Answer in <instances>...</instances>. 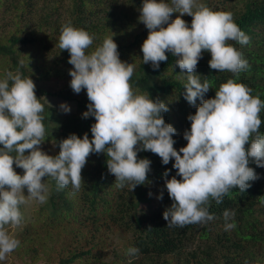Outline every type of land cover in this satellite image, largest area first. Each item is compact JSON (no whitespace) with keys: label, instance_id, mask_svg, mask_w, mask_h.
<instances>
[{"label":"clouds","instance_id":"obj_1","mask_svg":"<svg viewBox=\"0 0 264 264\" xmlns=\"http://www.w3.org/2000/svg\"><path fill=\"white\" fill-rule=\"evenodd\" d=\"M139 13L138 22L148 30L140 47L142 63L156 70L170 53L187 79L181 93L184 100L195 105L200 99L195 113L187 116L186 145L178 151L174 148L176 129L162 115L169 111L168 105L134 92L130 84L134 66L119 58L114 34L89 52L93 36L63 25L58 47L69 53L70 88L76 94L86 92L89 103L82 117L95 120L91 139L87 133L82 138L70 134L58 142V154H47L41 149L46 140L44 105L35 94L33 80L22 78L19 69L6 71L0 78V261L20 245L8 230L22 223L20 206L47 202L50 190L45 178L55 181L57 191L70 187V195L78 193L84 183L82 169L93 153L106 155L116 187L127 186L130 192L150 183L151 161L138 158V152L150 151L163 165L173 161L175 176L167 178V169L163 173L164 188L172 201L163 212L168 227L207 224L216 219L209 212L212 202L222 203L232 189L245 192L249 182L259 178L249 164L264 168V134L260 132L264 101L237 82L250 65L229 43L247 45L250 37L234 22L231 12L214 11L198 0H142ZM173 13H178L175 19L170 18ZM184 15L192 18L190 24L181 18ZM204 52L210 54V69L230 72L235 78L222 83L214 98L208 99L204 94L211 89L209 82L202 83L195 74ZM59 108L70 112L66 103ZM157 199H163V191ZM260 202L264 205V196ZM234 215L223 211L225 231L235 228L229 223ZM138 254V248L128 249V255Z\"/></svg>","mask_w":264,"mask_h":264},{"label":"trees","instance_id":"obj_2","mask_svg":"<svg viewBox=\"0 0 264 264\" xmlns=\"http://www.w3.org/2000/svg\"><path fill=\"white\" fill-rule=\"evenodd\" d=\"M57 2L0 0V78L6 71L15 73L19 69L22 78L58 81L61 86L53 95L74 105L71 112L60 115L42 103L45 92L35 88L37 98L44 105L45 141H52L55 146L50 155L58 154V142L70 134L82 138L87 133L91 139L90 127L95 122L93 117H82L89 103L86 92L76 94L69 85L72 68L68 63L69 53L58 47L61 27L66 24L93 36L89 52L106 36L114 34L119 58L134 66L130 80L134 92L149 94L150 98L168 105L169 111L162 115L176 129L174 148L178 151L185 146L183 133L190 128L187 116L195 113L200 99L195 105L184 100L181 93L187 79L180 74L176 58L170 53H166L168 61L161 62L156 70L142 63L140 47L148 30L138 22L140 13L134 9L119 12L114 0H71L68 18L60 24L52 19L50 5L56 7ZM125 2L131 8H140L142 4V0ZM199 3L214 11L231 12L234 22L250 37L247 45L229 41L250 65L240 73L237 82L252 89L251 95L264 101V0H199ZM177 15L173 13L170 18ZM181 18L189 24L192 19L187 15ZM210 58L204 52L195 69L201 82L206 79L210 84L204 99L214 98L222 83L235 79L230 72L210 69ZM260 118V132L264 134V110ZM138 158L151 161L150 183L138 185L132 192L127 186L116 187L104 154L93 153L87 158L81 173L84 183L74 195H70V187L57 191L55 181L45 178L50 190L48 200L44 204L31 201L20 206L21 225L8 229L20 245L9 255L28 262L42 256L43 264H135L138 257H149L153 264H264V205L260 202L264 196V168L250 162L249 167L259 178L250 181L251 186L245 192L232 189L222 203L212 202L209 212L216 219L203 225L168 227L163 212L172 201L164 188L163 173L167 169V178L175 176L173 161L163 165L150 151L138 152ZM161 191L163 199H157ZM225 209L235 213L229 223L236 226L228 231L222 216ZM132 247L139 249L138 255H128Z\"/></svg>","mask_w":264,"mask_h":264},{"label":"rangeland","instance_id":"obj_3","mask_svg":"<svg viewBox=\"0 0 264 264\" xmlns=\"http://www.w3.org/2000/svg\"><path fill=\"white\" fill-rule=\"evenodd\" d=\"M114 1H115V4L118 6L119 12L123 10L128 11V9H132L133 11L134 9L135 12L139 13V8L129 7V5L125 2V0H114ZM57 3L59 6L57 5L56 7L55 5L50 4L52 6V11H53L52 19H54L55 21L58 20L59 23L61 24L63 21H65L68 18L67 12L71 6V0H58ZM41 4L42 3L37 5L38 10L40 9V6H42ZM56 24L58 23H55V25ZM33 82L38 88H40L41 90L45 92V94H43L41 97V101L45 106L47 105L49 108H51L53 111H55L56 113L60 115L65 114L59 108V105L61 103H66L70 107V112L74 109L73 103L60 100L53 95V93L57 91V89L61 86V84L58 81L54 82L50 80V81H33ZM54 147L55 146L52 144V141H49V142L45 141L41 145V149L49 155L54 151ZM14 168L18 174H22V169L16 168L15 166ZM110 245L113 246V244H110ZM27 262H28L27 259L26 260H23V259L15 260L11 255H8L4 261H0V264H43L42 256L40 259L38 258L34 262H31V261H29L28 263ZM135 264H153V262L149 257H138L136 259Z\"/></svg>","mask_w":264,"mask_h":264}]
</instances>
